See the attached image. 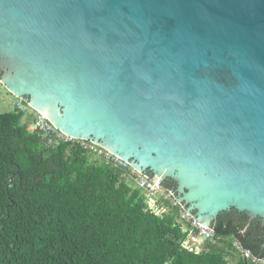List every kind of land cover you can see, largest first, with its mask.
Segmentation results:
<instances>
[{
	"label": "water",
	"instance_id": "95a60500",
	"mask_svg": "<svg viewBox=\"0 0 264 264\" xmlns=\"http://www.w3.org/2000/svg\"><path fill=\"white\" fill-rule=\"evenodd\" d=\"M0 71L197 219L264 227V0H0Z\"/></svg>",
	"mask_w": 264,
	"mask_h": 264
},
{
	"label": "trees",
	"instance_id": "16d2710c",
	"mask_svg": "<svg viewBox=\"0 0 264 264\" xmlns=\"http://www.w3.org/2000/svg\"><path fill=\"white\" fill-rule=\"evenodd\" d=\"M36 119L17 108L0 113V264H262L252 262L264 260L260 217L222 212L213 242L189 252L177 207L159 199L164 212L149 210L126 169L56 131L28 132ZM162 186L178 196L174 181Z\"/></svg>",
	"mask_w": 264,
	"mask_h": 264
},
{
	"label": "built area",
	"instance_id": "2783aa9c",
	"mask_svg": "<svg viewBox=\"0 0 264 264\" xmlns=\"http://www.w3.org/2000/svg\"><path fill=\"white\" fill-rule=\"evenodd\" d=\"M14 108L22 110L26 115L32 112L37 114V119L27 126L28 132L41 131L44 134H49L52 131H56L57 139L64 140L65 142L72 141L78 144L82 150L102 156L105 160L126 169L130 176L133 177L137 187L145 193L149 210H152L156 214L164 212V210L158 208L157 201L159 199L168 202L172 207H177L179 212L176 222L181 223L187 233L186 239L182 243L183 248L189 252L196 253L201 250L200 245L203 242H213L214 232L210 224L197 219L193 214L187 212L185 206H183L177 199L147 178L140 171L133 169L127 162L122 161L119 157L112 154L107 148L92 140L72 138L64 135L60 131H57L44 115L33 111L27 102L23 103L19 98H16ZM233 246L243 258H250V252L247 249L242 248L238 241L233 242ZM252 262L264 264V260L258 261L255 258L252 259Z\"/></svg>",
	"mask_w": 264,
	"mask_h": 264
},
{
	"label": "rangeland",
	"instance_id": "374dc122",
	"mask_svg": "<svg viewBox=\"0 0 264 264\" xmlns=\"http://www.w3.org/2000/svg\"><path fill=\"white\" fill-rule=\"evenodd\" d=\"M15 101H16V98L12 96L9 93V91L6 89V87L0 82V113L13 110L15 106Z\"/></svg>",
	"mask_w": 264,
	"mask_h": 264
},
{
	"label": "bare ground",
	"instance_id": "6f19581e",
	"mask_svg": "<svg viewBox=\"0 0 264 264\" xmlns=\"http://www.w3.org/2000/svg\"><path fill=\"white\" fill-rule=\"evenodd\" d=\"M43 113H44V112H43ZM43 115L45 116V113H44ZM46 115H47V114H46ZM47 117H49V116H47ZM49 119H50V117H49ZM52 120H53V119H52ZM52 120H51V121H52ZM57 131H58V130H57ZM61 133H62V132H61ZM132 168H133V167H132ZM133 169H134V168H133Z\"/></svg>",
	"mask_w": 264,
	"mask_h": 264
}]
</instances>
